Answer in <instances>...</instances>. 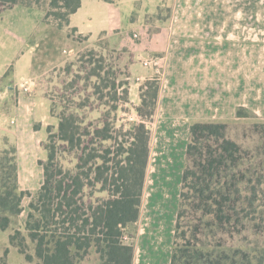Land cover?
Instances as JSON below:
<instances>
[{
  "label": "trees",
  "instance_id": "obj_1",
  "mask_svg": "<svg viewBox=\"0 0 264 264\" xmlns=\"http://www.w3.org/2000/svg\"><path fill=\"white\" fill-rule=\"evenodd\" d=\"M16 6L44 12V22L53 17L61 29L69 26L80 0H50L53 12L35 0H0V14ZM68 35L83 38L74 36V29ZM74 66L82 76L72 75ZM61 73L73 77L61 83L57 96L45 93L50 114L58 120L57 132L47 127L42 144L47 159L39 162L43 182L29 202L24 232L12 226L23 212V199L31 195L18 186L16 148L5 141L0 151V231L13 229L9 247L27 263L79 264L94 250L100 264H132L133 246L126 244L125 230L139 216L149 155L147 124L155 113L158 85L145 83L140 89L136 112L141 121L129 132L126 148L116 149V155H124L116 160L118 136L111 114L121 100L129 102L128 83L117 82L93 49L79 54L77 63H68ZM92 79L99 84L91 87V96L107 101V111L94 122L77 113L92 110L89 98L75 100L85 91L80 83ZM243 112L238 110L237 117H246ZM227 126L196 122L189 128L170 264H264V123L253 125L256 142L251 147L231 139ZM69 154L76 162L71 169L63 163ZM8 252L5 248L3 264Z\"/></svg>",
  "mask_w": 264,
  "mask_h": 264
},
{
  "label": "rangeland",
  "instance_id": "obj_2",
  "mask_svg": "<svg viewBox=\"0 0 264 264\" xmlns=\"http://www.w3.org/2000/svg\"><path fill=\"white\" fill-rule=\"evenodd\" d=\"M35 1L53 12L49 7L50 0ZM253 1L251 7L244 5L248 0H236V6L223 3L216 10L215 7L208 6L205 0H200L198 4L188 3L186 7L188 10L187 15L202 17L233 15L237 18L243 17L246 18L247 23L245 25L252 28L251 32L253 34L264 33V2L263 0ZM228 7H231L230 10H228ZM21 9L24 13L6 11L0 15V43H3L2 47L6 46L5 50L0 49V91L4 92L0 95V151L4 148L5 141L10 144L9 146L13 145L16 148L20 188L31 195V198L26 197L23 199V212L18 218L14 219L12 228L14 230L20 228L24 232L29 202L36 196L43 182V168L39 165V162L47 159V151L42 145L47 141V127L52 126V132H57L58 120L50 114V101L45 97V93L57 96L56 92L62 88L61 83H67L73 77L62 74L61 69L70 62L77 63L79 54L93 49L99 56H103L108 69H111L114 72L113 75L117 76V82L126 81L128 83L129 103H124L121 100L115 114H111L118 136L116 143H114L116 144L113 150L115 155L119 145L126 148L131 141L129 132L141 121L136 112V107L141 103L139 100L140 89L144 87L145 83H148L149 86L157 84L158 89L164 94L165 106L163 105V110L162 107L156 104L153 122L148 124L152 133V144L143 210L147 212V203L150 202V208L154 206V209H152L154 212L150 214V226L147 229V236L144 237L147 244L144 246L141 243V245L144 249L143 264H145L146 253L149 264H168V252L167 250L164 251V248L168 244H171L172 247L173 236H170V229L172 228L176 208L178 209V181L181 182L185 165L189 129L188 134L184 137L183 133L182 135L179 133L175 137L170 135L164 137L162 141H160L158 134L161 129L169 131L171 128H176L178 132H182V129H187L188 126L190 128L193 123H196L197 115H199L193 113L189 115L184 107H181V98L185 95V89H183V84H185L183 76L185 74H182L179 66L178 48L171 47L175 41L177 43L176 39L179 38L177 31H174V29L178 17L184 15L185 7L181 10L177 8L172 11L170 7L165 5L156 13L145 16L141 30L128 34H112L109 37L101 35L98 38L100 30L94 28V32L88 40L89 46L78 53L77 51L82 47L81 43L85 41V38H82V40L78 38L80 41L75 40L73 37L68 39L65 32L58 30L54 25L53 17L49 18L51 23L47 24L41 18L40 10L19 7V10ZM250 19L251 21H249ZM96 22L94 18L93 25ZM116 22L119 26L117 29L124 31L123 22L121 20ZM237 22L242 21L237 20ZM29 27L33 29L31 34H28L29 30H26L30 29ZM69 31L70 29L68 33ZM111 32L112 30L109 31V33ZM23 38L27 41L26 43H24ZM31 45H34L33 51L30 49ZM30 51L31 55L29 54ZM171 52H175L173 57L170 56ZM23 54L24 57L20 60L19 58ZM153 58L159 59L158 71L152 67L144 66V61ZM59 59H68L69 61L40 77L41 72L47 65L55 63ZM263 59L264 57L260 56L257 61ZM255 63L257 62L253 64ZM260 64L261 62H259ZM78 70L79 68L74 66L72 75L80 74L82 76L83 73ZM257 70V72L241 74L244 76L243 80H240L237 76L235 83L241 84L245 80V85L248 89H251V92L254 90L264 91V73L259 72L260 69ZM109 76H112V74H109ZM137 77H140L141 80L137 81ZM27 79L33 82V85L25 83ZM21 83L30 86L28 92H25L23 87L21 88ZM85 83L83 81L80 83V87L84 88L85 91L81 95L78 94L75 100L89 98L92 110H80L77 113L83 118L86 117L87 121L94 122L107 111V107L103 105L107 101L104 99L99 103L95 96H91V87L94 84H99L96 79L88 81L87 85ZM9 85H15L16 88L11 91ZM124 88L125 86L119 89L118 96L120 98ZM194 94H196L195 91ZM259 94L261 95L259 99H263L264 95ZM247 98L254 101L255 96L250 95ZM147 101H149L148 98ZM261 107L264 109L263 105ZM59 112L58 105L56 113ZM166 113L169 116H165ZM185 116L192 119H189L188 123H185L182 119L180 122L174 120L172 124L181 123L177 127L170 126V122L165 119ZM203 122L205 121L203 120ZM222 122L228 124L227 134L231 139L243 147H251L256 142L253 125L264 123V120H259L248 112L246 117H241V119ZM179 138L182 140V144L177 148L174 142ZM116 156V160L124 158V155ZM63 163L66 168H74L76 163L74 154L65 155ZM13 229L0 231V264L4 263L3 252L5 248H9L5 259L6 264H36V261L27 263L17 250L9 247V235ZM127 234L125 233V242L133 246V239ZM160 236L164 242L159 246ZM151 242H154V246H151ZM158 248L159 250L155 251ZM30 249L32 250V246L29 243V251ZM89 256L88 260H83L84 262H80V264L98 263V256H96L94 250H91Z\"/></svg>",
  "mask_w": 264,
  "mask_h": 264
},
{
  "label": "crops",
  "instance_id": "obj_3",
  "mask_svg": "<svg viewBox=\"0 0 264 264\" xmlns=\"http://www.w3.org/2000/svg\"><path fill=\"white\" fill-rule=\"evenodd\" d=\"M199 1L200 0H116L114 3H107L103 0H80V7L68 18L69 26L62 29H57L64 31L68 39H71L68 36L69 29H74L75 35L85 38V41L81 43L82 47L77 51L78 53L82 49L89 46L88 40L90 36H92L94 28H98L100 30L98 38L101 35L109 37L112 34H128L141 30L145 16L156 13L161 9V7L165 5L170 7L172 11L176 10L177 8L181 10L183 7H185L184 15L178 17L174 29V31H177L176 33H178L179 38L176 39L177 43L175 41L171 45L172 48H178L180 59L179 66L181 68L182 74H185V76H183V78H185L183 80V82L185 81V84H183L185 95L181 98V107H184V109L187 111V114L189 115L192 113L194 115L199 114L196 118L197 122H203L204 120L205 122L223 123L222 121L225 120L241 119L237 117L238 110H243L247 113L250 112L259 120H264V109L261 107V105L264 106V98L261 100L259 99L261 97L259 93L264 95V91L254 90L251 92V89L246 87L245 80L241 84L235 83L237 76L240 80H243V74L257 72V69H260L259 72L264 73V59L257 61L258 57H264V33L261 32L260 34H253L251 32L252 28H249L245 25L247 22L245 20L246 18L243 17L237 18L233 15L205 17L187 15L188 10L186 7L188 6V3L194 5L198 4ZM253 2V0H248V2L244 3V5H249V7H251ZM205 3L208 6L215 7L216 10H218V6L223 3L236 6V0H205ZM19 7L21 6H16L6 11L24 13L23 9L19 10ZM230 8L231 7H228V10H230ZM40 12L41 18L44 21V12ZM94 18L97 21L95 25H93ZM117 20H121L123 22L125 26L124 31L117 29L119 27L116 22ZM237 20H241L242 22H237ZM249 21H251V19ZM26 30H29L28 34L33 33L32 28ZM110 30H112L111 33H109ZM23 41H25V38H23ZM26 42L27 41L24 43ZM0 44V49L5 50L6 46L2 47L3 43ZM30 49L33 51L34 45H31ZM31 51L29 52L30 55ZM72 53L71 56L73 55ZM174 53L175 52H171L170 56L173 57ZM23 57L24 54L21 55L19 59L21 60ZM68 61V59H59L55 63L47 65L41 72L40 77L46 75L55 67L63 66ZM254 62H257L258 64H253ZM259 62H261L260 65ZM258 66L259 68H257ZM28 80L29 79H27L25 83H29L30 81ZM140 80L141 78L137 77V81ZM25 83L21 84L25 85ZM25 86L30 89L29 85ZM14 88H16L15 85H9V89L11 91L14 90ZM194 88L195 90H193ZM194 91L196 94H194ZM3 93L4 92L0 91V95ZM249 94L251 96H255L254 101L250 98L246 99V97L250 96ZM163 105L164 94L161 90H159L157 106L162 107L163 110V107L165 106ZM165 116H169L168 113H166ZM153 117L151 122L148 124L153 122ZM171 118L165 119L167 122H170V126L174 125L176 127L181 123L177 125L172 124L174 120L180 122L182 119L185 121V123H188L190 121L189 119H192L191 117L187 116ZM148 124L147 127L150 130L149 155L142 188L139 216L138 220L134 224L128 226L125 230V233H128L127 235L133 239L132 264H143L142 256L144 249H142L141 243H143L144 246L147 244L146 240H144V237L147 236V229L150 226V214L154 212L152 210L154 209V206L150 208V202L147 203V212H144L143 210V199L148 177V162L151 155L152 144V133ZM188 129L189 126L187 129H182V132H178L176 128H171L169 131H164L161 129L158 135L160 141H162L164 137H168L169 135L175 137L179 133L181 135L183 133L184 137L186 134H188ZM181 144L182 140L180 138L174 142V145H176L177 148L180 147ZM178 182L177 201H179L181 185V182ZM18 186L19 189L22 190L20 188L19 175ZM176 214L172 221V228L170 229L171 237L174 234L173 232ZM163 242L164 240L160 236L159 246L162 245ZM151 246H154V242H151ZM158 250L159 248L155 249V251ZM166 250L168 252L169 264V254L172 250L171 244H168L164 248V251ZM146 254L144 261L145 264H149ZM89 257L90 256H88L84 261L88 260ZM98 263H100L99 259Z\"/></svg>",
  "mask_w": 264,
  "mask_h": 264
},
{
  "label": "built area",
  "instance_id": "obj_4",
  "mask_svg": "<svg viewBox=\"0 0 264 264\" xmlns=\"http://www.w3.org/2000/svg\"><path fill=\"white\" fill-rule=\"evenodd\" d=\"M144 66L146 67H152L154 68L156 71H158V67H159V59L158 58H153V59H149L147 61H144ZM31 85H33V82H29ZM28 83V84H29ZM21 87H23V90L25 92H28L29 91V88L25 85H22ZM11 123H13L11 121Z\"/></svg>",
  "mask_w": 264,
  "mask_h": 264
}]
</instances>
